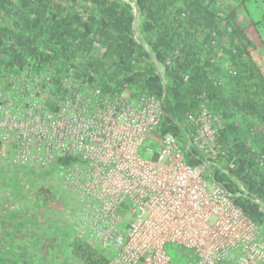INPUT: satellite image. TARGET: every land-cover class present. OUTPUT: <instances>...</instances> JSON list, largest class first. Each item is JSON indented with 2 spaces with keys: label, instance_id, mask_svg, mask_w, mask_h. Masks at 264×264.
I'll return each instance as SVG.
<instances>
[{
  "label": "trees",
  "instance_id": "trees-1",
  "mask_svg": "<svg viewBox=\"0 0 264 264\" xmlns=\"http://www.w3.org/2000/svg\"><path fill=\"white\" fill-rule=\"evenodd\" d=\"M263 47L264 0H0V84L8 72L48 61L60 73L74 66L88 87L156 95L165 111L157 133H173L185 148L206 96L227 150L211 164L213 178L264 234ZM185 153L194 165L205 159L193 145ZM4 162L0 264L109 263L110 252L67 222L72 201L53 177L61 163L29 172ZM167 249L180 263L191 252Z\"/></svg>",
  "mask_w": 264,
  "mask_h": 264
},
{
  "label": "built area",
  "instance_id": "built-area-1",
  "mask_svg": "<svg viewBox=\"0 0 264 264\" xmlns=\"http://www.w3.org/2000/svg\"><path fill=\"white\" fill-rule=\"evenodd\" d=\"M5 77L0 159L34 169L61 163L58 182L79 203L67 222L111 253L108 264H264L261 228L213 178L210 166L227 150L206 96L190 116L186 148L205 158L194 165L173 133L146 144L165 116L156 95L88 87L74 66L60 73L51 61ZM170 244L190 249L189 259L175 262Z\"/></svg>",
  "mask_w": 264,
  "mask_h": 264
},
{
  "label": "rangeland",
  "instance_id": "rangeland-1",
  "mask_svg": "<svg viewBox=\"0 0 264 264\" xmlns=\"http://www.w3.org/2000/svg\"><path fill=\"white\" fill-rule=\"evenodd\" d=\"M253 30V29H252ZM254 31V30H253ZM255 32V31H254ZM255 36H256V33H255ZM256 40H257V42L258 43H260L261 44V40H260V38L258 37V36H256ZM263 46V45H262ZM256 58H257V60L259 61V63L261 64V66L263 67V69H264V47L263 48H260V52H256ZM153 136H151L150 137V139L148 140V141H146V144L147 145H152V140H155V139H157V137L159 136V134L157 133V131L156 130H154L153 132ZM25 166V165H24ZM23 166V167H24ZM27 167V168H26ZM25 168L29 171V172H31V170H29V166H26ZM58 174V173H57ZM56 180H57V178H58V175L56 176V175H54L53 176ZM59 193L60 194H62V195H64V196H69V200L70 201H72L71 202V204H70V206L71 207H78L79 206V203H78V201L75 199L76 197H75V195H74V193H72V192H70V191H68V190H66V189H63L62 187H61V191H59ZM66 212V216H67V210L65 211ZM123 215H126V213L123 211V210H121L120 211ZM65 217V216H64ZM71 228V227H70ZM70 230V229H69ZM71 230H72V228H71ZM73 231V230H72ZM74 232V231H73ZM50 247H51V245H50Z\"/></svg>",
  "mask_w": 264,
  "mask_h": 264
},
{
  "label": "water",
  "instance_id": "water-1",
  "mask_svg": "<svg viewBox=\"0 0 264 264\" xmlns=\"http://www.w3.org/2000/svg\"><path fill=\"white\" fill-rule=\"evenodd\" d=\"M137 17H138V15H137ZM137 17H136V18H137ZM137 22H138V19H136L135 27H138Z\"/></svg>",
  "mask_w": 264,
  "mask_h": 264
},
{
  "label": "clouds",
  "instance_id": "clouds-1",
  "mask_svg": "<svg viewBox=\"0 0 264 264\" xmlns=\"http://www.w3.org/2000/svg\"><path fill=\"white\" fill-rule=\"evenodd\" d=\"M223 264V263H222Z\"/></svg>",
  "mask_w": 264,
  "mask_h": 264
}]
</instances>
